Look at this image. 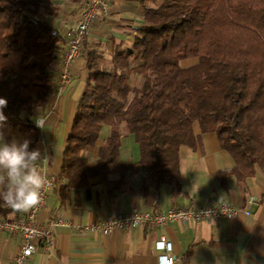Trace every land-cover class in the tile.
<instances>
[{"label": "trees", "instance_id": "16d2710c", "mask_svg": "<svg viewBox=\"0 0 264 264\" xmlns=\"http://www.w3.org/2000/svg\"><path fill=\"white\" fill-rule=\"evenodd\" d=\"M143 23L131 48L116 52L110 69L88 61L90 75L66 138L52 189L62 202L89 196L91 177L108 195L123 192L131 166L118 159L122 126L139 146L145 187L177 184L181 146L194 147V123L215 132L234 160L238 180L264 168V0H140ZM52 0H0V97L3 129L36 148L30 116L45 108L62 37ZM196 59L183 67L181 61ZM136 82L130 84L131 78ZM104 125L110 128L95 160ZM12 211L0 198V217Z\"/></svg>", "mask_w": 264, "mask_h": 264}, {"label": "crops", "instance_id": "0c3cea01", "mask_svg": "<svg viewBox=\"0 0 264 264\" xmlns=\"http://www.w3.org/2000/svg\"><path fill=\"white\" fill-rule=\"evenodd\" d=\"M81 1L52 0L58 7L52 23L62 37V46L67 28L78 18ZM148 6L152 5L140 0H108V15H97L81 55L70 65V80L62 88H58L57 83L58 60L54 64L48 102L44 109L30 116L40 132L36 148L42 154L38 167L46 175H56L61 169L66 138L91 72L88 61L94 57L95 67L110 69L114 54L133 45L143 23L144 9ZM189 60L193 62L183 65ZM194 63L196 59L181 61L183 67ZM131 81L136 82L134 77L130 84ZM121 130L118 159L121 164L132 167L126 189L110 196L105 184L98 177H91L88 179L89 196L82 189L72 192L64 202L52 189L45 207L38 214V221L47 224L51 216L63 221L54 225L49 252L38 249L27 264H159L163 252L156 242L160 236L171 244L176 258L173 264H264V168L257 167L253 175L238 180L230 173L234 160L221 148L216 133L202 132L199 124L194 123V147L181 146L179 149L177 184L145 187L139 146L125 126ZM109 131L108 125L102 127L91 153L92 161L99 148L104 146ZM12 137L22 138V135ZM221 202L246 208L249 215L189 221L186 225L179 222L161 227L140 225L135 229L115 230L109 236L79 228L123 212H158L171 207H199ZM27 211L12 208L6 219ZM19 248V234L0 232V264H11Z\"/></svg>", "mask_w": 264, "mask_h": 264}, {"label": "built area", "instance_id": "2783aa9c", "mask_svg": "<svg viewBox=\"0 0 264 264\" xmlns=\"http://www.w3.org/2000/svg\"><path fill=\"white\" fill-rule=\"evenodd\" d=\"M109 13L108 0H82L79 15L75 22L69 26L64 35L62 48L58 53L59 73L58 88H62L71 77L70 65L78 58L83 50L86 40L97 15L107 16ZM49 186L44 190L41 201L30 208L25 214L6 219L0 217V232L19 234L20 248L11 264H27L28 259L43 249L49 252L53 244V228L63 220L51 216L47 224L38 221L39 212L45 207L49 192L54 186V175H47ZM238 214L249 215L246 208L236 207L227 202L219 204H205L199 207H171L165 211L151 212L150 210H136L107 216L102 220H95L80 225L84 232H98L109 236L115 230L135 229L140 225L161 227L168 223L179 222L186 225L189 221H214L219 219H232ZM157 248L163 254L159 256V264H173L176 260L172 253L171 244L164 236L156 242Z\"/></svg>", "mask_w": 264, "mask_h": 264}, {"label": "clouds", "instance_id": "9594fccd", "mask_svg": "<svg viewBox=\"0 0 264 264\" xmlns=\"http://www.w3.org/2000/svg\"><path fill=\"white\" fill-rule=\"evenodd\" d=\"M6 106L7 100L0 97V198L14 210L27 211L40 203L49 180L38 167L41 150L30 147L28 138L6 137Z\"/></svg>", "mask_w": 264, "mask_h": 264}, {"label": "rangeland", "instance_id": "374dc122", "mask_svg": "<svg viewBox=\"0 0 264 264\" xmlns=\"http://www.w3.org/2000/svg\"><path fill=\"white\" fill-rule=\"evenodd\" d=\"M191 62H193V60L185 61V62H183V65H188V64H190ZM131 83L133 84L134 81H131Z\"/></svg>", "mask_w": 264, "mask_h": 264}]
</instances>
